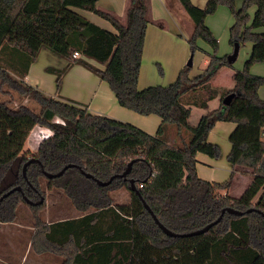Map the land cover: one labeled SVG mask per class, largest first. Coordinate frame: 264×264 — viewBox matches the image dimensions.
Instances as JSON below:
<instances>
[{
    "label": "trees",
    "instance_id": "trees-1",
    "mask_svg": "<svg viewBox=\"0 0 264 264\" xmlns=\"http://www.w3.org/2000/svg\"><path fill=\"white\" fill-rule=\"evenodd\" d=\"M179 1L193 22L187 38L190 56L199 49L197 40L201 39L211 48L210 53L203 50L208 64L201 73L189 77L191 66L186 62L173 82L139 89L148 23L146 0L128 1L124 23L99 9L98 0H0V90L9 95L16 92L39 108L35 111L25 104L13 107L10 100H0V197L15 186L21 187L0 200V221H15L24 197L45 200V189H61L80 212L75 218L46 223L36 215L44 200L30 204L34 212L30 245L35 253L58 254L61 264H264V99L258 94L264 77L249 72L253 63L264 62V33L253 31L264 26V0H244L239 10H235L233 0H207L204 7L190 0ZM219 4L227 5L235 19L229 28L230 43L250 41L251 52L243 68L234 71L233 87L220 94L219 106L191 126L190 107L184 97L206 108L207 101L218 95L211 79L222 66L231 65L226 56L216 55L217 39L204 23L205 16ZM250 6L254 12L247 24ZM76 9L97 14L115 32L93 23ZM21 13L35 16L43 40L28 34L7 41ZM42 47L67 61L62 69H46L55 74L57 93L67 70L74 64L82 65L107 82L120 106L159 116L156 133L91 114L72 100L56 99L27 84L23 77ZM75 52L79 55L73 56ZM158 72L163 73L160 65ZM231 92L234 96L224 105L222 98ZM188 93L192 94L185 96ZM218 120L236 124L228 137L231 147L227 160L232 170L226 180L211 182L197 176L195 155H220L219 146L207 140ZM167 124L175 126L179 134L176 144L164 136ZM35 125L47 127L51 135L43 137L36 152L27 157L21 150ZM181 130L189 136L183 138ZM30 158L34 160L26 166L24 177L22 166ZM131 160L126 176L115 177L105 186L82 173L105 181L122 173ZM67 164L76 166L53 178L43 174L56 173ZM236 166L251 169L250 183L239 197L220 193L230 187ZM130 179L159 222L177 233L202 228L226 207L243 212L225 211L201 234L168 236L131 190ZM118 188L129 191L128 202H114L110 191Z\"/></svg>",
    "mask_w": 264,
    "mask_h": 264
},
{
    "label": "crops",
    "instance_id": "crops-1",
    "mask_svg": "<svg viewBox=\"0 0 264 264\" xmlns=\"http://www.w3.org/2000/svg\"><path fill=\"white\" fill-rule=\"evenodd\" d=\"M128 1L129 0H98L97 7L103 11L114 14L124 23ZM146 1L148 6V23L145 30L142 59L137 81V87L139 89L151 85H167L176 79L179 71L188 60L187 58L190 52L186 40L193 30L192 24L190 25L192 20L179 0ZM190 1L198 7L203 6L205 3V0ZM76 11L100 27L115 32L113 26L97 14L83 9H76ZM213 22L216 24H213ZM228 22L229 16L227 11L225 8L219 7L218 17L210 16L206 18L205 25L214 33L216 32L215 35L217 34L216 36L219 38L218 33L223 30ZM253 31L264 33V26L256 27ZM28 34L34 35L42 40L44 38L39 25L36 23L35 16L21 13L7 41H10L14 37ZM89 61L98 68H104L102 64L93 60ZM208 61V56L203 54V52L197 53L196 51L192 55V68L191 71H189V77L201 73L207 66ZM66 63L67 61L64 58L42 47L36 59L29 65L23 80L27 84L38 87L46 95L55 97L56 99L72 100L84 107L91 114L107 116L122 122L131 123L150 134L156 133L161 123L159 116L155 114H139L133 110L120 106L107 82L100 79L96 74L82 65L74 64L67 70L61 80L60 89L57 93L55 74L48 72L46 69L47 67L62 69ZM260 63H256L252 66V74L260 73L261 67L257 65ZM158 65L163 69L162 75H159ZM221 91L217 90L218 95L207 101L206 108L194 104L192 98L184 97L185 105L190 107L188 121L191 126L194 125L190 122L193 112H196L198 122L203 114L219 106ZM197 93L198 92L195 94ZM190 94L192 93H188L185 96H189ZM258 94L260 98L264 99V86L259 87ZM235 125L234 122L221 120L214 123L207 135V140L222 148L221 157L219 159L213 158L205 153L197 152L195 155V171L199 178L211 182H222V179L229 177L232 168L227 160V154L231 147L228 137ZM176 133L177 130L175 126L170 124L166 125L164 136L170 144L179 142L180 137H178L179 134L177 135ZM180 134L183 138L189 136L184 130H181ZM251 178L252 174L250 168L236 166L234 168L232 183L224 193L232 197H239L250 183ZM239 184L241 185V193L240 195H234L233 192ZM30 264H37V261L31 260Z\"/></svg>",
    "mask_w": 264,
    "mask_h": 264
},
{
    "label": "rangeland",
    "instance_id": "rangeland-1",
    "mask_svg": "<svg viewBox=\"0 0 264 264\" xmlns=\"http://www.w3.org/2000/svg\"><path fill=\"white\" fill-rule=\"evenodd\" d=\"M207 0H205L206 3ZM234 1V8L235 10H239L243 7L244 0H233ZM205 3L203 6L204 7ZM194 4V3H193ZM219 7L225 8L229 16V22L223 30L218 33L219 38H217V34L210 29L214 37L217 39V48H216V55L218 56H227L232 52V44L230 43V31L229 28L234 22V16L229 10L228 6L225 4H219L216 10L213 13L207 14L204 18V23L206 18L210 16L219 15ZM254 12V6H250L247 8V14L249 16V20L247 24H249ZM188 17V16H187ZM193 27V22L190 23ZM213 24H216L213 22ZM219 32V31H218ZM187 41V40H186ZM189 47V52L191 54L190 46L187 42ZM197 45L199 49H196L194 53L198 52H211L210 46L202 41L201 39L197 40ZM251 42L246 41L239 45V50L237 54L236 60L231 63L230 66H222L217 73L215 74L214 78L211 80V85L216 90L221 91L223 89H231L234 85L233 82V72L236 70H241L244 66L245 61L250 55L251 52ZM193 53V54H194ZM189 54V56H190ZM203 54H205L203 52ZM206 55V54H205ZM207 56V55H206ZM189 58V57H188ZM187 58V59H188ZM260 63V62H256ZM256 63H253L249 67V72L252 74V66ZM261 67L260 73L254 74L264 77V63L257 64ZM190 67V71H191ZM195 68V67H194ZM254 69V68H253ZM231 72V73H230ZM161 75V74H159ZM264 86V85H262ZM224 91V90H223ZM222 93V91H221ZM0 100H10V104L15 107L19 104H25L32 108L35 111H38L39 108L32 100H29L25 97H21L16 92H12L11 95L4 94L0 90ZM54 121L58 122L60 119L55 118ZM191 124H196L197 122V115L196 112H193L190 118ZM51 135V131L42 125H35L30 131L29 134L24 142L23 149L21 150V154L25 156H30L36 152L37 145L39 141L43 137H47ZM183 137V136H182ZM186 138V137H185ZM228 141V140H227ZM219 146V145H218ZM220 148V155L217 157L218 159L221 157V150ZM227 178L222 179V181L226 180ZM45 181H43L44 184ZM241 185L239 184L233 194L240 195L241 193ZM220 193H224V191H220ZM110 195L113 198L115 203H125L129 201V191L125 188H118L115 190L110 191ZM258 195L254 198L256 200ZM29 203H20L17 207V217L16 220L13 222H1L0 221V264H30L32 261H37V264H61L62 257L58 254L54 253H43L37 254L33 251V248L30 245V240L32 233L34 232V228L32 227L33 221V210L29 208ZM36 215L43 219L46 223L56 220H63L67 218H75L80 215V212L73 206L70 199L63 193L61 189H45V200L43 207L36 212Z\"/></svg>",
    "mask_w": 264,
    "mask_h": 264
},
{
    "label": "water",
    "instance_id": "water-1",
    "mask_svg": "<svg viewBox=\"0 0 264 264\" xmlns=\"http://www.w3.org/2000/svg\"><path fill=\"white\" fill-rule=\"evenodd\" d=\"M238 50H239V44L238 43H235L234 46H233V49H232V52L230 54H228L226 56V59L229 63H233L236 58H237V54H238ZM191 62H192V55L188 58L187 60V64L189 66H191ZM235 93L231 92L227 95H225L223 98H222V103L224 105H226L227 103H229L230 99L234 96ZM34 158H30L28 160H26L22 166V173H23V176L25 177V168L26 166L31 162L33 161ZM132 162L133 160H131L129 163H128V166L127 168L120 174H115V175H112L111 177H109L108 180H100V179H97L95 178L93 175L87 173V172H84L82 171V173H84V175L86 177H89V178H92L94 179V181L98 184V185H102V186H105V185H108L115 177H125L126 174L129 172L130 168H131V165H132ZM71 166H76L75 164H67L65 165L64 167H62L58 172L56 173H51V172H47V171H43V174L47 177V178H53V177H56V176H59L61 175L64 170L68 167H71ZM79 167V166H77ZM130 182V188L131 190L135 191L137 193V195L141 198V195L139 193V191L137 190L136 186H135V182L133 181V179H130L129 180ZM13 191H21V187L20 186H15L11 189H9L7 192H5L1 197H0V200L7 196L8 194H10L11 192ZM44 200L43 197H41L37 202L35 201H32L26 197H24V201L29 203V204H36V203H41L42 201ZM142 200V203L144 205V207L147 209V211L151 214L153 220L156 222V224L159 226L160 229H162V231L168 235V236H172V237H175V236H189V235H195V234H201V233H204L206 231H208V229L213 226L214 224H216L221 218H222V215L225 211H227L228 213L230 214H236V215H241L243 211H240V210H237V209H234L232 207H226L224 209H222L221 211V214L212 222L206 224L205 226H203L202 228H199V229H196V230H193V231H190V232H185V233H177V232H174L168 228H166L163 224H161L159 222V220L156 218V216L152 213L151 209L149 208V206L146 204V202L141 198ZM247 211H251V208L247 209Z\"/></svg>",
    "mask_w": 264,
    "mask_h": 264
},
{
    "label": "built area",
    "instance_id": "built-area-1",
    "mask_svg": "<svg viewBox=\"0 0 264 264\" xmlns=\"http://www.w3.org/2000/svg\"><path fill=\"white\" fill-rule=\"evenodd\" d=\"M79 54L77 53V52H75L74 54H73V56H78Z\"/></svg>",
    "mask_w": 264,
    "mask_h": 264
}]
</instances>
